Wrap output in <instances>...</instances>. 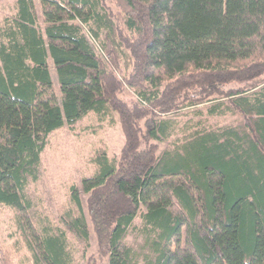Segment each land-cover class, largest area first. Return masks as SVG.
<instances>
[{
    "label": "trees",
    "instance_id": "16d2710c",
    "mask_svg": "<svg viewBox=\"0 0 264 264\" xmlns=\"http://www.w3.org/2000/svg\"><path fill=\"white\" fill-rule=\"evenodd\" d=\"M198 104L229 121L159 152L175 127L162 116ZM110 111L119 152L98 149L63 229L38 230L26 188L49 134ZM0 205L32 264H73L68 232L93 235L105 264H264V0H16L0 22Z\"/></svg>",
    "mask_w": 264,
    "mask_h": 264
},
{
    "label": "rangeland",
    "instance_id": "374dc122",
    "mask_svg": "<svg viewBox=\"0 0 264 264\" xmlns=\"http://www.w3.org/2000/svg\"><path fill=\"white\" fill-rule=\"evenodd\" d=\"M15 1L0 0V22L14 13ZM32 1L36 10L40 12V0ZM86 37L91 49L102 57L98 45L88 34ZM51 73L52 83L57 92V76L53 69ZM121 73L118 71L117 75L120 77ZM122 98L129 103L135 102L136 99L133 91L128 88L124 89ZM206 106V104H198L163 115L164 119L174 121L175 127L170 139L160 143L159 152L170 145V141L180 139L184 129L200 126L217 127L229 121V118L222 116H208ZM108 115L100 121L91 113L74 125L68 126L64 123L61 128L49 134L40 155L38 178L36 181H30L26 188V193L33 203L30 217L38 230L63 229L59 222V209L70 205V187L73 185L79 187L81 179L94 173L93 158L98 149H104L108 156L119 152L123 144V136L117 115L111 111ZM66 236L73 264H86L89 258L93 259L95 264L106 263V259L97 255L93 235L86 247L71 233L68 232ZM125 241L135 246L140 243V239L131 231L127 233ZM2 248L13 250L10 249L12 253L14 252L13 256L11 254L12 264H32L13 222V212L10 208L0 205V249Z\"/></svg>",
    "mask_w": 264,
    "mask_h": 264
},
{
    "label": "crops",
    "instance_id": "0c3cea01",
    "mask_svg": "<svg viewBox=\"0 0 264 264\" xmlns=\"http://www.w3.org/2000/svg\"><path fill=\"white\" fill-rule=\"evenodd\" d=\"M48 62H49V64H51V60H50V59L48 60ZM52 69H53V68L50 69V73H51V70H52ZM53 70H54V69H53ZM52 78H53V75H52V73H51V79H52ZM52 80H53V79H52Z\"/></svg>",
    "mask_w": 264,
    "mask_h": 264
}]
</instances>
